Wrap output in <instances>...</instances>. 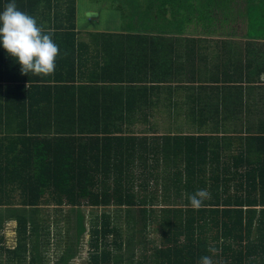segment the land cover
<instances>
[{
  "label": "trees",
  "instance_id": "trees-1",
  "mask_svg": "<svg viewBox=\"0 0 264 264\" xmlns=\"http://www.w3.org/2000/svg\"><path fill=\"white\" fill-rule=\"evenodd\" d=\"M171 1L149 0V3L163 7ZM9 2L12 0H0V11ZM54 2L15 0L18 9L34 17L39 27L44 21L50 23L42 28L45 34L73 38L80 30L75 27L73 1L66 5L64 13L55 4L54 7ZM174 7L169 10L176 15ZM167 25L157 31L167 33ZM154 26L141 30L140 34H123L128 44L130 39L134 42L132 48L136 49L131 50V56L124 62L130 76L127 89L111 88L106 82L95 88L88 84H70L68 73L67 83L55 85L56 92L52 86H45L46 91H42L43 86L37 82L29 84L27 77L14 75L11 67L17 65L20 70V64L0 44V60L9 64L8 72L0 77V203L5 198L10 202V198L17 197L23 205L32 207L49 200L71 206L114 205L116 211L125 207L124 223L109 212L91 218L87 229L89 264H118L123 249L135 252L131 260L136 264H199L202 256H210L213 264H264L263 155L239 153L224 160L216 136L124 134L116 133L117 128L109 124L92 121L97 117L91 115L93 111L98 114V109L105 108L110 112L125 104L123 98L136 102L133 98L139 95L135 86L137 79L141 75L142 82L145 83V78L149 80L143 73L149 61L139 53L141 42L154 37L147 33ZM86 31L94 36L106 34L97 29L93 33ZM166 37L160 38L168 45L170 38ZM61 51L55 64L63 62ZM105 71L102 79L111 80L114 72L109 67ZM153 86V81L148 86L141 85L142 124L146 118L157 123L154 119L158 113L143 109L145 103L156 102ZM32 99L35 100L27 110L26 102ZM236 174H239V183L235 187L226 184L233 182ZM207 180H211L213 200L211 203L204 200L202 207L193 209L188 197L204 189ZM139 199H142V208H133L140 205ZM155 199L163 203L161 210H156L159 219L142 222V246L139 247L137 232L141 228L132 217L137 214L135 211L145 214L146 204H153ZM214 215L215 219L209 218ZM255 216L261 219L254 221ZM14 217L17 219L16 246L6 248L18 256L21 249H26L29 220L22 212ZM149 223L151 229H156L153 227L156 223L160 230L157 239L148 238ZM33 248L35 254L30 256V264L41 258L39 242ZM209 248H215L216 252H210Z\"/></svg>",
  "mask_w": 264,
  "mask_h": 264
},
{
  "label": "crops",
  "instance_id": "crops-1",
  "mask_svg": "<svg viewBox=\"0 0 264 264\" xmlns=\"http://www.w3.org/2000/svg\"><path fill=\"white\" fill-rule=\"evenodd\" d=\"M70 1H73L72 4L75 6V27L80 30L73 38L52 37L59 50L62 49L61 59H63L62 63L56 64L54 74L49 76H37L31 72L22 74L17 65H13L11 68L15 70L14 75L27 77L26 82L29 84L37 82L43 86L42 91H46L45 86H52V91L56 92L55 85L66 82L68 73L70 84H88L95 88L106 82L108 87L127 89L130 76L125 70L128 65L126 63L124 65V62L131 56V50L136 51V49L132 48L134 42L130 39L128 44L123 34H140L141 30L155 25L154 29L150 28L147 32L154 37L141 42L139 53L142 52L149 61L148 66L146 65L147 70L143 73L149 80L145 78V83L142 82L141 75L137 79L135 86H138L139 95L133 98L136 102L132 103V99L123 98L125 104L114 107L110 112L105 111V108L98 109V114L93 111L91 115H97L92 118L93 123L109 124L110 127L117 128L116 133L142 135L141 85L148 86L153 81L155 88L153 99L156 98V102L145 103L143 107L144 110L150 109L158 113L157 119L153 118L157 123L149 118L143 119L144 126L148 128L154 126L152 135L160 136L168 133L216 136L219 138L220 152L224 160L239 153L264 156V0H200L193 3L188 0H172L163 7L152 5L149 0L143 2L137 0V4L131 0L129 5L124 1H113L110 8L119 12L120 15L116 17H121V20L99 28H96L91 20H82L79 15L84 16V12L96 11V18H99L102 16L101 11L81 8L79 0H55L53 5L55 4L59 7V11L64 13ZM171 7L177 11L176 15L169 10ZM230 7L240 8L243 17L235 20L220 15ZM260 8L262 11L259 10ZM126 9L131 10L129 16L123 15ZM261 14L263 15L260 18ZM123 19L127 21H122ZM43 23L41 28L50 25L47 21ZM166 23L169 30L167 33L157 31L160 26L165 29ZM58 25L64 27L67 23H58ZM87 29L90 33L97 29L106 34L90 35ZM212 29L218 31L212 32ZM163 36H167L166 39L170 38L168 45L162 42L160 37ZM8 65L0 60V77L8 72ZM107 67L114 72L111 80L102 79ZM97 77L103 81L97 80ZM33 100L35 99L26 102L27 110ZM148 106L152 107L148 108ZM122 114L125 116L121 117ZM35 121H38V118H35ZM138 125L141 126L138 131L141 133L135 132L138 130ZM163 126L168 128L159 132L163 130ZM144 133L146 134L145 131ZM232 181L226 184L235 187L239 183V174L234 175ZM10 199V202L5 198L0 203V206H11L9 210H0V222L6 220L4 215L8 213L6 217L15 222L14 228L17 221L14 217L16 213L22 212L25 215L24 208L27 207H31L30 211L36 212L37 207L42 203L32 207L23 205L17 197ZM139 201L140 205L135 208H142V199ZM50 202L57 205V210L59 209V213L63 216L59 208L63 204H57L53 200L44 203ZM161 206H163L162 201L155 199L153 204L149 202L146 204L145 214H142V211H135L137 214H133L132 218L139 222L138 226L141 228L137 232L140 237L137 241L139 247L142 246V222L159 219L156 210H161ZM124 208L116 211L114 217L125 221L127 217ZM257 215L260 216L258 213ZM209 218L215 219L216 215ZM261 218L264 220V217ZM261 218L255 216L253 219L258 221ZM26 219L30 220L27 216ZM153 227L157 228L156 223ZM151 228L152 225L149 223L148 238L154 239L151 233H154L155 229ZM132 248L136 251V247ZM127 251L128 258H123L121 252L119 261L117 260L118 264H124L125 261H129L125 264H136L131 260L135 252ZM45 264L49 263L45 262Z\"/></svg>",
  "mask_w": 264,
  "mask_h": 264
},
{
  "label": "rangeland",
  "instance_id": "rangeland-1",
  "mask_svg": "<svg viewBox=\"0 0 264 264\" xmlns=\"http://www.w3.org/2000/svg\"><path fill=\"white\" fill-rule=\"evenodd\" d=\"M81 8L93 9L102 12V16L99 18L94 17H83L79 15L82 20H91L96 28L107 27L114 24L116 21H120L121 17L117 10L111 9L113 1H124L126 5L131 3V0H79ZM144 0H141L143 2ZM210 1V0H209ZM131 10H127L123 15L129 16ZM95 12L96 11H87ZM84 12V16L86 13ZM224 12V11H223ZM224 15L227 19L235 18V20L240 19L243 15L240 12V8H226ZM241 14V15H239ZM127 21V20H122ZM212 32L218 31L217 29H212ZM153 106V105H152ZM152 106H148L151 108ZM145 127V130H144ZM141 126L138 125V132ZM168 126H163V132ZM152 135V129L144 126L142 124V134ZM158 134V132L156 133ZM168 135V133H167ZM224 158V157H223ZM211 169V168H210ZM209 172V171H208ZM212 174V172H209ZM207 184L203 185L210 194L211 180H207ZM222 196L223 193L220 192ZM213 198L210 195L209 199L205 201L211 203ZM57 205L42 202L37 208L38 211H30L31 207L24 208L19 206V208L25 209V215L30 219L27 223V233H26V249H21L18 256L14 255L12 252L7 250L5 247H15L16 246V232L14 228L15 222L11 219H7L6 213L3 220L0 222V264H30V256L34 253V246L39 242L41 259L35 261V264H89L88 261V231L90 227V220L95 215H101L103 212H109L114 214L116 212V207L114 205L107 207H89L87 205H76L71 206L67 204L61 205L59 208L62 211L63 216L57 210ZM135 208V207H133ZM9 210L11 206H0V210ZM137 209V208H135ZM3 212V211H2ZM4 214V212H3ZM118 219L117 217H115ZM124 223L123 219H118ZM126 226V225H125ZM124 226V231L126 230ZM159 229H155L154 233H151V237L154 239L158 238ZM155 235V237H153ZM38 240V241H37ZM123 258H128V251L124 249L122 251ZM125 256V257H124ZM63 258V259H61ZM129 262V261H125ZM125 262H123L125 264Z\"/></svg>",
  "mask_w": 264,
  "mask_h": 264
},
{
  "label": "clouds",
  "instance_id": "clouds-1",
  "mask_svg": "<svg viewBox=\"0 0 264 264\" xmlns=\"http://www.w3.org/2000/svg\"><path fill=\"white\" fill-rule=\"evenodd\" d=\"M0 44L20 64L22 74L49 76L54 74L58 46L52 34H45L34 17L18 9L15 0L0 11ZM206 189H198L188 199L193 209H199L210 198ZM215 253V248H209ZM199 264H213L210 256H202Z\"/></svg>",
  "mask_w": 264,
  "mask_h": 264
},
{
  "label": "water",
  "instance_id": "water-1",
  "mask_svg": "<svg viewBox=\"0 0 264 264\" xmlns=\"http://www.w3.org/2000/svg\"><path fill=\"white\" fill-rule=\"evenodd\" d=\"M97 15V13H94V12H87L86 13V17L87 16H96Z\"/></svg>",
  "mask_w": 264,
  "mask_h": 264
}]
</instances>
